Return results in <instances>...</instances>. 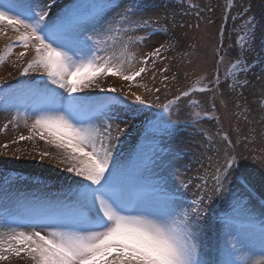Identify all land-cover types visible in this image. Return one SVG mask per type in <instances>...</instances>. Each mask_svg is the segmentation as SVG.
<instances>
[{"label":"snow or ice","instance_id":"6c2138e0","mask_svg":"<svg viewBox=\"0 0 264 264\" xmlns=\"http://www.w3.org/2000/svg\"><path fill=\"white\" fill-rule=\"evenodd\" d=\"M53 3L55 0L0 4V24L7 22L13 31L19 33L0 52V65L14 54L15 48L24 49L16 54L17 60L26 57L32 48L33 58L20 66L22 74L42 69L47 73V81L66 93L47 86L28 90L39 102L34 109L39 114L35 115L31 125L32 134L21 135L20 140L38 135L40 140L61 151V162L67 164V171L79 179L68 186L62 199L42 202L34 207L26 224L31 231L10 228L7 233L0 232V261L8 260L10 255L18 258L27 255L32 264H264V211L261 212L258 231L245 230L243 239L234 235L238 231L234 224L236 217L226 220L225 243L219 249L218 257H209L198 239L200 216L194 206L202 205L205 200L210 202L212 196L222 194L225 183L237 169L244 167L242 161L247 160V156L225 150L223 164L212 174V189L208 190L207 178L201 177V183L196 185L201 191L196 194L189 212L178 195L122 176L121 166L115 159L122 130L117 128L113 135L110 121L119 117L110 113L126 98L112 96L97 103L79 95L84 89L94 85L99 87L96 80L101 76H118L123 81L133 82L149 71L150 61L154 68L155 58L171 45L162 44L140 58L132 51V46L147 38L135 37V33L148 30L155 22L134 19L141 9L133 3L118 13L117 19L97 27L103 24L104 9L108 5L77 6L51 18L49 9ZM112 7L119 8L120 5ZM247 25V39L240 45L239 56L226 80L229 77L235 79L238 71L245 74L247 83V72L256 64L264 66V58H256L251 63L244 59V54L252 51L255 42V18L249 19ZM118 44L122 48L120 52L115 51ZM219 60L222 62L224 56L221 55ZM135 64L140 66L133 67ZM167 79L165 76L164 80ZM215 80L218 85V71ZM215 90V87H201L183 91L164 107L170 109L194 91ZM107 91L116 93L117 89ZM149 91L159 93L160 88ZM132 95L135 99L125 113L129 119L147 105L145 98L134 92ZM211 107L215 111L214 97ZM261 111L264 112V107ZM95 117L102 118L103 125L95 123ZM205 118L218 120L214 115L205 114ZM170 127L165 125V130ZM223 139L232 147L227 133L223 134ZM48 155V152L41 153L42 157ZM190 183L185 182L183 187L188 188ZM231 207L233 213L251 217L246 200H237Z\"/></svg>","mask_w":264,"mask_h":264},{"label":"rangeland","instance_id":"374dc122","mask_svg":"<svg viewBox=\"0 0 264 264\" xmlns=\"http://www.w3.org/2000/svg\"><path fill=\"white\" fill-rule=\"evenodd\" d=\"M14 2H32V0H0V4L5 6ZM143 2V0L135 2V5H137L141 11L149 9L151 6L159 7L163 5L165 8V6L176 5L178 3L176 9H169L174 18V21L170 24V29H175L181 25L182 27L187 25L190 31L193 29L198 30V25L203 22L201 20L203 19L201 11L205 12L206 20L211 21L213 32L217 25L220 26L221 24L222 27L220 35L217 36L218 46L212 67L205 69L204 65H200L203 67H199L197 70L200 75L195 79L189 80H183L182 74H177L176 71L174 72L168 68L167 73H172L171 75L174 77V83L164 87V89L160 90L157 94V107L153 112L149 113V117L146 119L144 125L145 128L147 127V132H150L148 134L146 133V138L142 139L139 144L134 145L133 141L137 134H135V130L129 128L125 123V119L128 118L125 113L128 109H121L118 106L112 109L119 117V119L114 120V122H116L114 124L115 134L117 128L122 130L120 132V141L115 149V159L121 166L122 174H129L126 168L128 163H135V168H139V171L135 172L133 175V181L139 180L146 185H156L161 189H165L164 191L166 192L169 186L174 188L178 186L177 189H185L188 191V188H184L183 184L178 182V174L175 173L176 171H173L174 168L178 167L172 166V164L177 163L178 159L180 161L187 160L190 163L188 172L195 173L196 176H194V178L197 177L194 181L196 185L201 183V177H206L208 180V190L210 191L213 187L212 174L216 167L223 164L225 158L224 151L227 150L229 153L235 152L238 156L243 155L248 157L247 160L242 161L244 167L237 169L233 173L229 181L225 183L222 194L215 195V199L214 196H212L210 202L208 200L206 201L210 207L214 205V202L216 206H219V203H221L220 209L227 208L233 211L231 205L237 200L244 199L249 204V211L251 213L250 218L261 219V215H258V213L261 214L260 209L255 208L253 210V205H256L255 201H248V196L244 194L245 191H241V188L247 186L253 190H257L264 197V175L260 173V171H262L260 165L263 160H261L260 155L256 156L255 153H251L253 152L252 146L254 144V137L250 135V126L248 124V122H250L249 115L253 112L257 116L261 115L262 118L264 117V112L261 111L264 96L257 95L251 97V99L248 98L249 93L256 94L259 92V86L255 85L252 81V79L254 81L255 79L259 81V73H257L256 65L251 68L246 74L247 83H245V74H240L238 71L235 79L229 77L226 80L225 77L228 73L233 71L232 65L239 56L241 50L240 45L245 44L247 39V21L253 17L255 18L256 38L252 51L246 52L244 54V59L249 63L254 60L252 55L256 52L259 43L262 42L264 0H150L146 4ZM75 3L76 5L83 3L85 7L94 3L106 5H112V3L121 4L118 0H76ZM62 4L63 0H55L53 5L56 6V9L51 12L49 10V16L51 18L62 15ZM143 4L144 6H142ZM190 5H194V7H190ZM185 6H187L188 11L185 10ZM69 7L70 6H68V8ZM108 12H110V10L107 7L104 9V14ZM187 16H191L192 18L184 22L183 19ZM110 17L111 16H109V18ZM107 21L108 17L105 16L103 24H98L97 27L106 26ZM163 24L168 26L165 23ZM21 31L26 30L22 29ZM15 34H17V32L13 31L12 27L7 24V22L0 24V39H7L4 50L7 45L15 40ZM169 35L171 36L170 45L172 46L169 49L174 50V53L177 55H175V57H178V54L183 51L186 57L193 56V61L197 62L195 58L202 56L200 41L197 34H195V42L191 45V49L183 47L184 50L180 51L178 46L181 45V38L183 36L176 37L173 31H170ZM213 35L214 33L209 37V41L212 40L213 42ZM141 37L147 38L143 43L135 44L134 46H145L146 43L152 40L147 32H142ZM240 37H244L245 39L242 40ZM117 47L118 45L115 51H117ZM4 50H0V52ZM221 55L224 56L222 62L219 60ZM168 59L169 56L166 54V51H161L160 57L155 58V65L165 63ZM175 59L177 64H185L183 59ZM148 65L153 66L152 61H150ZM217 71L219 72L218 85L215 80ZM30 72L22 74L21 71L15 79L0 82V102L7 99H24L26 102L22 111L13 112V110H11L6 117L0 118V138L2 146L7 145V148H10L7 137L11 136L12 146L15 150L13 162H21L25 159H32L33 163L35 162V165L30 168L23 165H15L10 161L0 160V227L4 225L8 217H30L34 208L29 211L32 207H28L27 203L40 204L42 202L62 199L64 197L63 192H65L64 186L68 189V186L72 185L74 180L79 179L75 177L73 173L67 171V164L59 161V159L63 158L61 157L62 154L58 152L60 150L46 145L38 146L35 142H31L35 141V138L30 139L31 141L29 139L20 140V135L17 134V119L23 115L25 116L26 112L31 113V110L35 109L29 106V102L35 99L28 93L29 89H41L40 82L42 81L44 85L51 86L53 89L63 92L62 89L57 88L47 81V73L42 69L38 70V74H44L40 77H33V71ZM28 74L32 76L30 77L31 81L28 80ZM96 84L100 85L98 80H96ZM233 85H235L234 88ZM201 87H215L216 90L206 93L194 91L190 97L182 98L178 104H173L168 111H164L163 115L159 117L161 111L165 109L164 105L169 104L170 101H174L181 92L190 89H199ZM44 88L45 87L42 89ZM97 88L99 87L94 85L92 88L84 89L79 95L88 101L91 99V96H87V92H92L93 89ZM83 92L85 95L81 94ZM109 94H112V92ZM109 94H103L100 99L96 98L95 102L98 99L97 102H101L107 97L113 96ZM119 97L125 98L124 96ZM213 97L215 98L216 104L215 111H213L211 107ZM126 100L127 99L124 101ZM193 101L196 103H193ZM225 109L229 112L227 117L225 115ZM111 113L110 115L113 116ZM205 114L214 115L218 120H209L205 118ZM158 117L159 119L156 121ZM178 121H187V126L178 124ZM3 123L4 126L2 125ZM5 125H7V128H5ZM165 125H171V127L165 130ZM224 133H227L229 139L232 140V147H229L227 142L223 139ZM4 137H6V139H4L6 142L2 140ZM208 137L211 139L209 140ZM245 137L248 139L246 140ZM125 139L126 141H124ZM147 139L155 141V145L141 146V143ZM182 140L185 141L184 145L176 146V144L180 143ZM13 141L16 142L13 143ZM43 152H48L50 155L42 157L41 153ZM132 153H136L137 156L143 157L140 160L141 162L139 161L140 163L137 161L133 162ZM193 153L199 157H193ZM161 154H163L162 158L169 155L176 157L175 161L171 162L170 168H168L169 161L165 163L164 159L162 160L159 157ZM209 157H211V159H209ZM136 163H139V165H136ZM46 166L56 175L65 172V176H62L64 180H62L60 185L47 182L48 177L44 171ZM209 170L211 172H207ZM189 181H191V178ZM39 195H41V197ZM218 211L219 208L216 212ZM240 217L242 219L249 218L244 216ZM237 229L238 231L234 233L236 236H240L245 230L252 232V230L250 231V229H245L240 226H238ZM22 256L26 257L27 255ZM13 257L16 256L13 255ZM15 259H17L16 261L18 263L23 262V258L16 257ZM8 264H10V262H8ZM27 264L32 263L29 262Z\"/></svg>","mask_w":264,"mask_h":264},{"label":"bare ground","instance_id":"6f19581e","mask_svg":"<svg viewBox=\"0 0 264 264\" xmlns=\"http://www.w3.org/2000/svg\"><path fill=\"white\" fill-rule=\"evenodd\" d=\"M76 0H63V4L61 5V9L63 10L65 6H68L70 4H73ZM143 3H148L150 0H143ZM133 3H135V0H124L121 1L120 7L113 9L112 11L108 12L106 14V17H108V21L107 24L115 19L118 18L117 14L122 12L124 10V8L131 6ZM141 5V4H140ZM144 6V4L142 5ZM178 6L177 5H169V6H165V8L163 7V5H160L159 7L156 6H151L149 9H145L143 11H140L139 14L134 17V19H145V20H153L155 21V23L153 25H157L159 26V24H167V30L169 28V31H173L174 35L176 37H180L183 36L181 39V45L178 46L179 51L180 50H184L183 47H187L188 49H191V45L194 44L195 42V34H197V36L199 37V41H200V50L202 53V56H200L197 59V62H194L192 57L193 56H188L186 57L183 53V51H181L182 53L178 54V57H175L176 53H174L173 49H167V50H162V52L166 51V54L169 56V59L167 62L165 63H159L157 65H155V67L153 68V66L148 65V69H150L147 73L142 74L141 77H138L136 79V81L133 82H128V81H123L122 79H120L118 76H101L99 77L97 80L99 81V88L97 89H93L92 92H87V96H91V99L88 101H95L96 98H99L106 93H110L109 91H107V89L110 88H116L117 89V94H123L125 95L130 101H133L135 99V97L132 95V93H136V95H139L143 98L146 99L147 103H152V104H158L156 101V97L157 94L155 91H149L151 89L154 88H160V90L164 89L165 85L170 86L172 83H174V77L171 75L172 73H167V72H163L162 69L164 68H169V70L172 71H176V73L178 74H182V79L183 80H189V79H195L197 78L200 73L197 72L198 68L202 66L200 65H204V68H210L213 66V63L215 61V55L217 52V46H218V39L217 36L220 35V31H221V24L220 26L217 25L216 28L214 29L213 32V28L211 26V21H207L206 20V14L205 12L201 11L203 19H201L203 22L202 24H199V28L198 30L193 29L192 31H190L189 27L183 26V27H177L175 29H170V24L174 21V18L172 16V12L169 11V9H176ZM56 9V6H54L52 4L51 8L49 9L50 12L54 11ZM185 10L188 11L187 6H185ZM109 16H111L109 18ZM213 17V16H212ZM189 18H192L191 16H187L183 19V21L185 22V20H190ZM148 31H151L150 28L148 30H140L137 31L135 33V37H141L142 32L146 33ZM213 35V42L212 40L209 41V37ZM165 34V35H164ZM19 35V33L15 34V39L17 38V36ZM215 36V37H214ZM170 35L168 33H159L155 36H151V42L146 43L145 46L142 45H136V46H132V51L137 53V57H143L145 54H149L151 52H153V50L155 48L160 47V45L162 44H170ZM7 41L6 38H1L0 39V50H4L5 47V42ZM172 47V46H171ZM122 48L121 46L118 44L117 47V51H121ZM24 51V49L22 47H17L14 49V54L9 56L5 63H3L2 65H0V81H5V80H13L17 77V75L22 71V65L25 64V62L27 60H31L33 58V49L29 48V50L27 51V56L21 58L20 60H17L16 54H18L19 52ZM177 56V55H176ZM253 59L255 60L256 58H264V45L262 44V42L259 43V45L257 46L256 49V53H254L252 55ZM175 58H181L185 61L184 65H180L177 64L175 62ZM192 60V61H191ZM140 65L135 64L133 65V67H139ZM257 67V73H259V81L255 79V81L252 79V81L255 83V85L259 86V92L258 93H249V99H251V97L257 96V95H262V97L264 96V66H261L259 64H256ZM197 68V69H196ZM31 73V72H30ZM38 70L37 71H33V77L37 76H43L44 74H38ZM167 75L168 79L164 80V77ZM29 76V74H28ZM153 76L155 77V79H153ZM32 76L28 77V80L31 81ZM258 81V82H257ZM40 86H47L44 85V83L41 81L40 82ZM50 89H53L51 86H47ZM56 92L59 93H63L60 91L55 90ZM65 94V93H63ZM83 95V93H81ZM88 98V97H87ZM90 98V97H89ZM98 99V100H99ZM97 100V101H98ZM263 107H264V102L262 103ZM256 107V106H254ZM10 111H5L0 113V118L1 117H6L9 114ZM39 113H28L25 114V116L23 115L22 117L17 119V125L16 127L18 128V135H23V136H29L31 133V125L34 123V117L35 115H37ZM227 114H229V112L225 109V115L227 117ZM27 118V120H26ZM148 118V113L147 111L141 110L138 113H136L134 118L129 119L127 121V126L133 130H135V134H138V132L142 129L143 125L145 124L146 119ZM250 118V122H248L249 126H250V135L254 137V144L252 146V151L251 153H255L256 156H261V160H263V162L261 163L260 167L261 170L260 173L262 175H264V117L262 118L261 115L257 116L254 112L251 113L249 115ZM95 123L97 124H101L103 125L104 120L102 118L99 117H95L94 118ZM113 123V135H115V126H114V122L110 121ZM4 126V123L2 124ZM138 131V132H137ZM137 139V136H135ZM35 141H30L31 142H35V144H37L38 146H49L52 147L54 149H56L55 147L47 144L45 141H42L39 139L38 135L34 136ZM6 137H4L2 140L4 142H6ZM135 139V140H136ZM8 143H10V148H5L4 146H2V141L0 138V160L1 161H10L11 163L15 164V165H23L25 167H30L32 168L33 165H35V162L33 163L32 159H25L23 161H14L13 162V158L15 156V150L13 149L12 146V137L8 136L7 137ZM126 141V139L124 140ZM134 142V141H133ZM185 143V141H180V143H177L176 146H183ZM59 153H61L60 151H58ZM62 154V153H61ZM62 157V155H61ZM159 157L166 163L167 161H169L168 164V168H170L171 166V162L175 161V158L173 155H169L165 158L163 157V154L159 155ZM193 157H199L198 155H195L193 153ZM62 159H59V161H61ZM140 160V157L134 159V161H138ZM199 160V159H197ZM24 163V164H22ZM185 163V165H184ZM182 165V166H181ZM190 163L187 160H179L177 161V163L172 164V166H177L178 168H174L173 171H176L175 173L178 174V182L184 184L185 182H188L191 178V183L188 187V191L187 190H181L180 191H185L186 195V203H183V205L185 206V210L191 212L192 211V207L193 205V201L196 199V194L201 191L199 189H197V187L195 186L196 183L194 182L197 177L194 178L195 173H189L188 172V168ZM46 176L48 177V181L50 183H54L56 184H61L63 177L65 176V172L63 174H59L56 175L55 173L51 172L49 167H45L44 169ZM137 170L133 169V171L130 173V175L128 177H126L124 174H122V176H124V178L128 179V180H132L133 177L132 175L135 174ZM207 172H211L210 170ZM174 174V173H172ZM46 181V180H45ZM47 181V182H48ZM194 182V183H193ZM178 187V186H177ZM177 187H170L171 193H176V189ZM64 190H66L67 192V188L64 186ZM180 193V192H179ZM245 193V192H244ZM65 195V192L63 193V196ZM41 197V195H39ZM215 197V195H214ZM252 201V200H251ZM254 201V200H253ZM28 207L31 206L32 208L29 209V211L31 209H33L34 207H36L38 204H34V203H27ZM26 205V206H27ZM194 207H196L198 209V215L200 216V220H199V224H200V233H199V243L201 244L202 248L204 249V251L206 253H208L209 257H213L219 256V249L223 247L224 243H225V228L224 225H219V223H215L213 221V219H211L210 215L211 212L213 211L212 207L209 206L208 202L205 200L203 202L202 205H195ZM253 207H257L262 211H264L263 208H261L258 204L257 205H253ZM252 207V208H253ZM254 210V208H253ZM258 215H261L260 213H258ZM260 223V221H258V224ZM10 228H16L18 231L19 230H23V231H30V229H28V227L26 228H21L18 227L15 224L12 223H7L5 222L4 225L2 227H0V232L3 233H7L9 231ZM224 229V230H223ZM39 230V229H37ZM243 234V233H242ZM237 236V238L239 239H243V235ZM212 239L216 240V244L215 247H213V243L214 241H212ZM26 256V255H25ZM16 257H13V255L9 256V259L4 261V262H0V264H8V262H10V264H27L29 262L32 263V261H30L29 257H20L23 258V262L18 263L15 259ZM25 261V262H24Z\"/></svg>","mask_w":264,"mask_h":264}]
</instances>
